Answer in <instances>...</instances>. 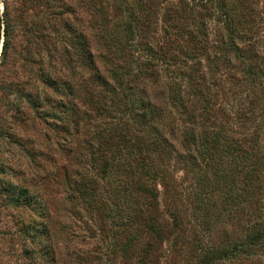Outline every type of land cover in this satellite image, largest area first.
Returning a JSON list of instances; mask_svg holds the SVG:
<instances>
[{"label": "rangeland", "instance_id": "rangeland-1", "mask_svg": "<svg viewBox=\"0 0 264 264\" xmlns=\"http://www.w3.org/2000/svg\"><path fill=\"white\" fill-rule=\"evenodd\" d=\"M29 1L0 0V54L5 10L14 24L13 48L6 62L0 65V264H264V242L247 252L236 247L234 253L223 255L249 233L257 229L264 232V189L245 184L238 175L241 169L235 168L241 160L236 158L240 153L235 151L236 154L230 155L226 151L230 144L238 142L244 149L251 147L244 143V138L253 136L256 123L244 124L232 115L226 121L219 114L218 126L226 132L225 144L219 145L216 156L209 161L193 159L192 162L189 159L194 152H190L193 148L185 132L194 128L199 136L205 130L201 123L205 121L199 115L200 109L191 119L183 120L180 108L181 113L178 107L169 108L172 103L166 105L164 90L171 93L168 83L172 75L167 67L158 65L162 85L153 91L155 96L151 95L153 107L141 112L147 117L153 108L167 107L175 112L159 123L172 157L167 160L162 155L161 159L153 160L151 145L156 143V135L150 127L140 128L127 117L131 123L128 131L131 147L114 145L109 149L110 165L104 176L98 168L103 160L94 166L90 159L98 145L93 136L114 114L97 115L93 104L85 98L96 97L106 82L114 84L109 76L112 52L105 40L111 39L116 22L115 0L109 1L107 11L103 10L102 0L58 2L68 10L65 19L85 34L93 53V67L91 63L84 67L78 64L79 56L73 57L76 66L70 78L75 92L70 100L83 108L84 113L81 112L82 123L71 134L64 132V124L52 116L58 108L54 100L48 98L37 106L26 98L38 91L42 92L41 96L48 94H43L40 79L28 67L23 49L28 43L24 29L27 22L41 14L53 20L52 11L43 8L36 13L27 7ZM143 2L147 8L143 17L149 23L146 33L150 42L169 46V39L163 36L169 25L165 9L171 0ZM255 4L264 9V0ZM104 18L107 26L97 27ZM105 31L108 37H104ZM175 34H179L177 29ZM183 43L184 37L178 38V44ZM173 49L177 52L179 46ZM56 71L55 75L60 77L66 75L61 65ZM225 76L218 77L220 82V79L227 82L223 83L225 88L221 89L223 93L219 94L215 109L224 110L235 102L236 93L229 92L223 97L232 82ZM140 97L141 101L148 100V96ZM263 114L264 106H260L246 117L258 116L261 122ZM115 115L118 118L120 113ZM172 122L177 126L175 133L169 129ZM260 135L264 151V131ZM137 136L143 139L141 145H134ZM110 143L111 139L106 141V147ZM132 173L138 183L134 182ZM203 173L207 179L202 180ZM131 177L134 185H130ZM74 183L87 185L86 189L81 188L84 193L73 191ZM148 186L157 194L156 203L145 189ZM19 193L24 194L21 199L17 198ZM123 194L133 199L125 200ZM128 217L133 225L127 223ZM149 218L154 220V227L148 225ZM120 224L123 225L117 226ZM116 231L119 232L115 236ZM127 243L128 254L124 256L116 248L117 244L121 248ZM210 250L213 261L205 263L203 256L205 259Z\"/></svg>", "mask_w": 264, "mask_h": 264}, {"label": "trees", "instance_id": "trees-1", "mask_svg": "<svg viewBox=\"0 0 264 264\" xmlns=\"http://www.w3.org/2000/svg\"><path fill=\"white\" fill-rule=\"evenodd\" d=\"M109 1H101L104 11L108 10ZM254 1L171 0L172 3L165 9V18L169 25H167L163 36L166 40L169 39V46H164L150 42L147 36L146 29L149 23L143 17L147 11L143 0H115L116 22L111 30V39L105 40V45L112 52L110 56L112 67L109 69V76L113 79L114 84L106 82L104 90L97 92L96 97L85 98L93 104L97 115L114 114L111 117L112 120L104 123L103 127H99L95 131L96 136H93V138H97L98 145L94 148L95 152L92 153L93 156L91 155L90 159L95 164H93L94 166H97L99 160H103V164L98 168L104 176L108 174L110 165L109 149L114 145H118L117 148L122 145L128 147L130 146L128 143L132 141L128 133L131 123L127 122V117H130L131 122L138 124L136 126L140 128L142 126L150 127L151 132L156 135V143L153 141L155 144L151 145L152 159L159 160L163 155L166 157L165 159L170 160L172 152L159 123L160 120L171 118V113H175L169 108L176 109L178 107L182 110L181 118L183 120L191 119L195 116L196 110L200 109L199 115L203 116L205 121L201 122L205 130L202 129L203 132L199 136L195 134L194 128L186 129L185 132L186 140L193 148L190 152H194L191 156L192 159H189L192 162L193 159L196 161L208 159L206 161H209L216 156L219 145L225 144L226 135L224 133L226 132L218 126L219 114L222 116V120L226 121L232 115L239 118L240 122L244 124L246 121L252 124L256 123L253 136L244 138V143L251 147L244 149L238 142L230 144L231 146L226 151L230 155L236 154L235 151L240 153L236 158L241 160L235 168L241 169L242 173L238 175L242 176V181L245 184L248 183L247 185L250 187L256 186L264 189V151L261 150L263 142L260 145L262 141L260 134L264 131L262 124V122L264 123V114L261 117L263 120L261 122L258 120V116L246 117L248 112L256 111L257 107L264 106V9L255 4L257 0L255 3ZM58 2L59 0H31L28 2L27 7L36 13L43 11V8L52 11L53 20L44 14H38L40 16L31 19L30 23L27 22L24 29L28 43L23 49L27 55L26 61L29 62L28 67L40 79L44 87L43 94H48L41 96L42 92L38 91L34 96L27 95L26 98L37 106L48 101V98L54 100L58 108L54 110L52 116L64 124V132L71 134V131L77 129V126L82 123L81 115L84 113L83 108L70 100L75 92L73 79L70 78L76 66L73 57L79 56L80 63L78 64L88 67L91 63L93 67V53L85 34L79 30L75 23L65 19L68 10L63 9ZM135 5L138 7L136 8ZM3 19L5 20L4 40L2 41L0 65L6 62L7 56L13 48L14 38V24L10 20L7 10L4 11ZM96 26H107L106 18ZM175 29H177L178 35L175 34ZM104 34V37H108L106 31ZM181 37H184V43L178 44V38ZM175 45L179 46L177 52L173 49ZM136 49H140L142 52H136L138 51ZM45 58L47 64H45ZM60 65L66 71V75L64 74L62 77L55 75L56 69ZM158 65L167 67L172 75L168 83L171 93L168 94L164 90L168 100H166V105L167 103L172 104L169 108L160 110L153 108L151 116L147 117V114H143L141 109L144 111L153 107L154 101L151 95L155 96L153 91L162 85V77L156 68ZM35 67L37 68L35 69ZM224 74L232 82L231 86L224 90L225 96L223 97H227L226 93L229 92L236 93L235 102L228 106L229 108L225 106L224 110L215 109L219 94L223 91L221 89L225 88L223 83L227 82L225 79L224 81L220 79L221 83L218 77ZM140 95L148 96V100H139ZM115 113H120V116L116 118ZM126 113L130 114L125 116ZM145 113L147 112L145 111ZM176 128L177 126L172 122L171 128L169 127L170 132L175 133ZM137 138L134 145H141L142 137L137 136ZM109 139H111V143L106 147L105 143ZM257 143L258 148L252 147ZM250 150L253 151L252 154H250ZM130 168L133 169L132 163ZM201 176L202 180L207 179L206 173ZM132 177L134 182L138 183V178L134 176V173H132ZM132 177L130 185H134ZM72 185L73 191H78V193L81 188L82 190L87 188V185L81 183ZM145 189L153 195V202L156 203L157 194L154 190H151L149 186ZM81 192L84 193V191ZM86 193L90 197L89 190ZM23 195L19 193L17 198L21 199ZM126 195L123 194L125 200L133 199L126 198ZM30 202L31 204L35 203L32 195ZM127 219V223L133 225L132 220L129 217ZM153 221L152 218L148 219L150 227H154ZM121 225L123 224L117 226ZM117 232L119 231L115 232V236L118 234ZM262 242H264V232L257 229L254 233H249L239 245H235L233 250L229 249L232 251L225 252L223 255L234 253L237 250L236 247L247 252L255 244ZM128 244H122L124 246L121 248V245L117 244L116 249L127 256ZM212 252L208 251L205 259L203 256V262L206 260L205 263H209L214 258Z\"/></svg>", "mask_w": 264, "mask_h": 264}, {"label": "water", "instance_id": "water-1", "mask_svg": "<svg viewBox=\"0 0 264 264\" xmlns=\"http://www.w3.org/2000/svg\"><path fill=\"white\" fill-rule=\"evenodd\" d=\"M2 48V47H1Z\"/></svg>", "mask_w": 264, "mask_h": 264}]
</instances>
